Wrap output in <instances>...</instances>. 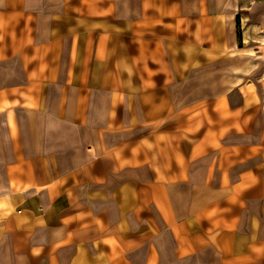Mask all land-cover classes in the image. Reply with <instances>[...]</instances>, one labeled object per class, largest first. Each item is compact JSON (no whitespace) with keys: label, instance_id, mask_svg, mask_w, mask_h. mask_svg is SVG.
<instances>
[{"label":"crops","instance_id":"1","mask_svg":"<svg viewBox=\"0 0 264 264\" xmlns=\"http://www.w3.org/2000/svg\"><path fill=\"white\" fill-rule=\"evenodd\" d=\"M257 5L0 0V264H264Z\"/></svg>","mask_w":264,"mask_h":264},{"label":"rangeland","instance_id":"2","mask_svg":"<svg viewBox=\"0 0 264 264\" xmlns=\"http://www.w3.org/2000/svg\"><path fill=\"white\" fill-rule=\"evenodd\" d=\"M262 2H264V0H262ZM262 6V8H264V5H257L256 6V8L258 9V10H260V7ZM255 7V6H254ZM241 28H243V21L241 22V21H238V23H237V25H236V29L238 30V32H243V29H241ZM244 34V33H243ZM249 34V33H248ZM250 35V34H249ZM244 36V35H243ZM243 36H241V40L240 41H242L244 38H243ZM249 42L247 43V44H244V45H252V46H254V45H256L257 43L259 44L260 43V41H261V37H259V38H257L256 36H251V37H249ZM257 42V43H256ZM13 91V90H12ZM25 91V90H24ZM27 91V90H26Z\"/></svg>","mask_w":264,"mask_h":264}]
</instances>
